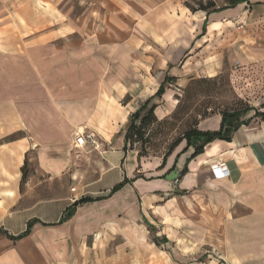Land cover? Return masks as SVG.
Masks as SVG:
<instances>
[{"label": "crops", "instance_id": "0c3cea01", "mask_svg": "<svg viewBox=\"0 0 264 264\" xmlns=\"http://www.w3.org/2000/svg\"><path fill=\"white\" fill-rule=\"evenodd\" d=\"M222 1L216 8L227 5ZM243 5L249 12L264 10V0H246L210 12L206 30L209 18L215 23ZM197 11L205 20L206 11ZM6 53L0 50V264H216L208 256L211 249L223 264H264V121L255 116V110L264 111V93L251 98L255 109L237 118L229 139H214L193 157L194 145L182 140L164 160L162 155L138 161L135 151L124 148L127 128L121 132L114 71L106 79L90 78L66 50L54 56L38 47ZM251 53L248 62L264 68V48ZM220 126V113L195 125L200 131ZM89 131L100 148V156L91 153L90 170L86 143L75 145ZM29 152L38 174L80 181L89 185L87 194L51 185L54 195L39 198L34 175L22 181ZM219 162L229 174L216 178L211 166ZM172 171L177 177L167 179ZM80 197L100 199L74 205ZM28 223V234L13 239Z\"/></svg>", "mask_w": 264, "mask_h": 264}, {"label": "rangeland", "instance_id": "374dc122", "mask_svg": "<svg viewBox=\"0 0 264 264\" xmlns=\"http://www.w3.org/2000/svg\"><path fill=\"white\" fill-rule=\"evenodd\" d=\"M210 1L215 7L224 3L0 0V50L20 55L38 47L50 56L66 50L72 60L81 61L90 78L106 79L114 71L119 76L121 132L167 71L174 79L165 84L161 97H155L154 118L141 130V139L133 137L127 145L136 152L138 161L153 159L164 155L199 119L245 109L252 97L264 93V68L249 63L253 60L251 52L264 48V10L249 12L243 5L215 23L210 24L209 18L206 33L200 36L205 13L196 9ZM93 45L96 52L91 51ZM243 57L248 58L247 62ZM110 95L104 92L106 101L111 102ZM85 143V163L90 170L95 164L91 153L100 156V148ZM33 156V152L27 154L24 173L26 177L34 175L31 184L40 186L39 198L54 195L49 190L51 185L77 196L89 191V185H81L80 181H51L38 174L29 161Z\"/></svg>", "mask_w": 264, "mask_h": 264}, {"label": "trees", "instance_id": "16d2710c", "mask_svg": "<svg viewBox=\"0 0 264 264\" xmlns=\"http://www.w3.org/2000/svg\"><path fill=\"white\" fill-rule=\"evenodd\" d=\"M226 1H227V5L219 7V8H216L215 3L213 1H210L207 4H201L199 6V8L196 9V10L206 11V18L203 22L202 29H201L202 32L200 35H203L206 31L207 16L210 12H217L219 10L226 8V7H234L235 5L242 3L246 0H226ZM192 10H193V8H192ZM172 79H174V76L167 74L165 76L164 80L160 83V85L156 89L153 96L149 97L145 103L140 105L130 115V122H129V125L127 126V129H126L125 134H124V148L125 149H126L127 145L130 144V141L133 137H136L137 139H141V137L143 136V133L141 132V130L144 128L145 125H147L149 122L152 121V119L154 118V109L157 106L154 103L149 105L151 98L152 97H161V95L165 92V84L169 80H172ZM250 109H255V108L248 106L242 110H231V111H224V112L220 113L221 114V126L216 131H200L195 127V125H196L195 124L192 128L185 131L179 138H177L170 145L167 152L163 155V160L166 157V155L173 149V147H175L182 140H185L187 145H192V144L194 145L195 151L191 156V157H193V156L199 154L200 152H202L204 145L211 142L212 140H214V139H229V135H230L231 131H233V129H235L238 124H240V122H237V118H239L242 114L246 113ZM143 111H146L145 115L141 114ZM255 116L260 117L261 120L264 121V111L255 110ZM137 121H138V124H137ZM227 122H231L232 124L230 126H228V128H225L228 125ZM196 137L201 138V141L199 144L194 143L193 139ZM25 165L23 166L22 181H24L25 177H26V174L24 173ZM185 170H186V168H184L182 170V173H184ZM126 182H127V180L124 179L121 182L114 185L110 189L107 197L112 195L114 192L119 190L121 187H123V185ZM97 199H100V198L92 199L90 197H80L76 202H74V205H77L79 203H85V202L92 201V200H97ZM30 226H31V224L28 223L27 228L25 229V231L21 235H19L17 237L12 236V238L18 239V238H21V237L27 235L29 230H30Z\"/></svg>", "mask_w": 264, "mask_h": 264}, {"label": "built area", "instance_id": "2783aa9c", "mask_svg": "<svg viewBox=\"0 0 264 264\" xmlns=\"http://www.w3.org/2000/svg\"><path fill=\"white\" fill-rule=\"evenodd\" d=\"M95 133L92 131L89 132H83L80 133L79 136L76 137L75 139V145L76 146H81L83 145L86 141L89 143L94 144L95 146H98L96 140H95ZM211 172L212 175L216 178H221V177H225L229 174V171L227 170L226 166L224 163H215L211 166ZM208 256L214 260H216V264H223L224 260L223 258L220 256V254H218L217 252H215V250L211 249L210 251H208ZM199 264H203V263H199Z\"/></svg>", "mask_w": 264, "mask_h": 264}, {"label": "water", "instance_id": "95a60500", "mask_svg": "<svg viewBox=\"0 0 264 264\" xmlns=\"http://www.w3.org/2000/svg\"><path fill=\"white\" fill-rule=\"evenodd\" d=\"M227 124L228 125L225 128H228V126H230L232 123L231 122H227ZM193 140H194V143L197 144L198 142L201 141V138H197L196 137ZM177 175H178V173L176 171H172L171 173L167 174L166 177H167V179L173 180V179H175L177 177ZM72 213L73 212L70 210V211H68L67 215L71 216Z\"/></svg>", "mask_w": 264, "mask_h": 264}]
</instances>
